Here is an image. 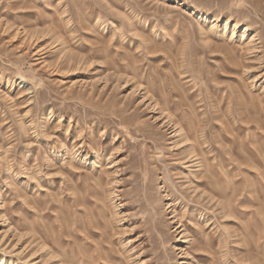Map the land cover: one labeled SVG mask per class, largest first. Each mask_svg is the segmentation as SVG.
I'll return each instance as SVG.
<instances>
[{
	"label": "rangeland",
	"instance_id": "374dc122",
	"mask_svg": "<svg viewBox=\"0 0 264 264\" xmlns=\"http://www.w3.org/2000/svg\"><path fill=\"white\" fill-rule=\"evenodd\" d=\"M0 264H264V0H0Z\"/></svg>",
	"mask_w": 264,
	"mask_h": 264
}]
</instances>
